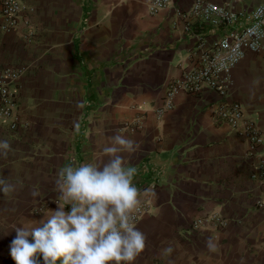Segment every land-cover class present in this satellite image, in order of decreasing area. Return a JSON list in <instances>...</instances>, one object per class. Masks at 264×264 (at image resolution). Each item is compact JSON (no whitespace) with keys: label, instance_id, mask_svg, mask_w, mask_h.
<instances>
[{"label":"crops","instance_id":"obj_1","mask_svg":"<svg viewBox=\"0 0 264 264\" xmlns=\"http://www.w3.org/2000/svg\"><path fill=\"white\" fill-rule=\"evenodd\" d=\"M148 1L20 0L29 28L0 31V69L20 71L16 104L25 123L13 131L0 124V141L11 145L0 155V177L16 187L0 192V264H15V227L37 226L60 205L69 210L60 170L106 162L102 149L116 134L139 143L123 155L136 169L133 184L150 190L135 222L147 237L135 264H264V192L251 177L246 140L212 113L219 98L177 93L157 113L167 85L190 66L194 34L206 45L223 28L176 17L192 0H171L154 15ZM208 1L247 12L264 0ZM187 22L193 32L184 31ZM229 82L227 101L244 108L264 141V59L246 54ZM212 215L225 225L193 227Z\"/></svg>","mask_w":264,"mask_h":264},{"label":"clouds","instance_id":"obj_2","mask_svg":"<svg viewBox=\"0 0 264 264\" xmlns=\"http://www.w3.org/2000/svg\"><path fill=\"white\" fill-rule=\"evenodd\" d=\"M139 147L137 141L116 134L102 149L106 162L62 168L57 184L69 210L60 205L37 226L15 227L10 244L15 264H39L41 258L43 264H135L147 237L136 226L133 213L150 190L141 193L133 184L136 169L126 165L123 154ZM10 150L7 140L0 141V155L7 156ZM15 190L0 177V192L10 196ZM209 246L215 247L211 241Z\"/></svg>","mask_w":264,"mask_h":264},{"label":"built area","instance_id":"obj_3","mask_svg":"<svg viewBox=\"0 0 264 264\" xmlns=\"http://www.w3.org/2000/svg\"><path fill=\"white\" fill-rule=\"evenodd\" d=\"M170 4L171 0H149L146 11L149 15H154ZM26 10L30 11L20 0H0V31L15 32L19 26L29 28L27 18L22 16V12ZM175 15L181 20H193L199 27L206 25L223 28V32L206 45L201 36L194 34L197 39L190 66L182 68L178 78L167 85L163 105L157 113L170 109L177 93L195 95L204 90L212 91L219 98L212 113L233 133L246 140V154L254 160L251 177L257 180L259 188L264 192V152L257 151L264 143L261 131L239 103L227 101L229 72L233 66L246 54L264 59V1L247 12H238L225 3L192 0L188 9L183 12L175 11ZM237 24L241 25L236 29H228ZM183 29L193 32L188 22ZM19 75L20 71L16 69H0V124L5 125L9 131L25 125L17 114L16 83ZM256 206L260 208L262 202L257 201ZM146 210V205L141 204L139 210L133 213L134 221ZM206 225L217 229L223 227L225 222L220 216L212 215L193 223L194 228Z\"/></svg>","mask_w":264,"mask_h":264},{"label":"rangeland","instance_id":"obj_4","mask_svg":"<svg viewBox=\"0 0 264 264\" xmlns=\"http://www.w3.org/2000/svg\"><path fill=\"white\" fill-rule=\"evenodd\" d=\"M42 260V259H41ZM40 264V263H39ZM43 264V263H42Z\"/></svg>","mask_w":264,"mask_h":264}]
</instances>
